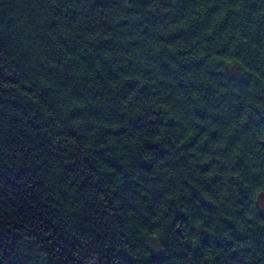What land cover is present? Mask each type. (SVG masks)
<instances>
[{
  "label": "trees",
  "instance_id": "1",
  "mask_svg": "<svg viewBox=\"0 0 264 264\" xmlns=\"http://www.w3.org/2000/svg\"><path fill=\"white\" fill-rule=\"evenodd\" d=\"M262 195L264 0H0V264H264Z\"/></svg>",
  "mask_w": 264,
  "mask_h": 264
},
{
  "label": "rangeland",
  "instance_id": "2",
  "mask_svg": "<svg viewBox=\"0 0 264 264\" xmlns=\"http://www.w3.org/2000/svg\"><path fill=\"white\" fill-rule=\"evenodd\" d=\"M259 203L261 205L262 211L264 213V195L260 196ZM149 246L151 247L154 253H158L160 250V244L157 239L153 238L149 240Z\"/></svg>",
  "mask_w": 264,
  "mask_h": 264
}]
</instances>
